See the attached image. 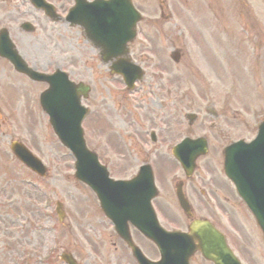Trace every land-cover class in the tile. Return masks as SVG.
<instances>
[{"label":"rangeland","instance_id":"rangeland-1","mask_svg":"<svg viewBox=\"0 0 264 264\" xmlns=\"http://www.w3.org/2000/svg\"><path fill=\"white\" fill-rule=\"evenodd\" d=\"M138 4L149 14L154 26V17H158L160 7L176 9L181 19L182 14L186 16L192 24L189 29L179 31L180 24L175 26L178 22L173 17L170 27L167 26L170 30L164 35L177 47L187 48L191 63L197 66L198 77L185 73L178 77L172 69H166L170 77L165 80L145 79L142 88L149 93L143 94L142 90L130 96L120 95L124 91L119 80L108 79L105 66L90 60V50L85 47L80 50L82 44L76 47V43L67 42L69 48L63 46L56 53L48 45L40 46L38 39H34V46L31 42L28 46L18 45V48L37 70L46 72L60 68L69 73L72 71L73 81L90 85L85 105L91 111L83 123L87 147L108 165L113 179L127 178L139 164L147 161L156 169V206L159 220L166 229L185 230L190 222L173 200L174 186L185 179L168 150L187 135L207 137L209 152L197 161L192 179L185 181L184 190L194 217L212 220L245 264H264L261 233L217 172L225 142L236 138L251 139L254 131H250V127L254 130L259 122L257 117L264 115V0H168L165 3L142 0ZM223 8L229 9L232 18L223 19L222 13L226 14ZM9 15L10 36L16 40L14 14ZM146 24V30L153 29L152 24ZM247 41L251 46L261 45L260 50H251ZM252 51L256 55L259 52L258 61L251 55ZM3 68L0 65L3 115L0 123V264H23L25 261L40 264L42 256L55 249V243H59L61 251L77 255L80 264L88 263L87 252L104 255L110 264L113 239L109 225L96 211L93 195L73 179L71 157L59 145L46 117L34 105L44 86L28 84L12 74L8 67ZM149 71L153 75L152 70ZM171 99L173 104H170ZM174 99L178 100L174 103ZM161 103L167 104L161 106ZM208 105H213L217 115L225 112L227 118L211 119L205 115L203 109ZM136 108L145 112L139 122L131 115L139 113ZM235 111L240 113L236 120L231 118ZM190 114L197 116L191 123L187 119ZM212 121L218 128L229 125L232 128L228 131L230 134L224 136L217 131L215 135L209 126ZM238 124L244 132L238 129V133L235 132L236 126L240 127ZM161 127L165 129L164 133L157 142L151 143L148 133ZM116 131L119 136L114 134ZM127 132L146 142L135 148ZM11 141L23 143L42 159L48 169L44 181L36 179L14 160L9 151ZM131 145L135 148L133 152ZM152 148L157 150L156 156L148 157ZM55 201L63 203L65 221L62 225L58 224L54 214ZM132 237L144 252L157 257L149 242L135 232ZM99 238L102 245H95L93 240ZM191 264L208 263L195 255Z\"/></svg>","mask_w":264,"mask_h":264},{"label":"water","instance_id":"water-1","mask_svg":"<svg viewBox=\"0 0 264 264\" xmlns=\"http://www.w3.org/2000/svg\"><path fill=\"white\" fill-rule=\"evenodd\" d=\"M30 77L35 80L42 79L41 76H37V75H31ZM55 78L56 77H53L52 79L54 80ZM66 88H67V93L66 95L63 94L62 96L65 103H67L73 97L74 94H75V98L78 99L81 94L84 95L88 91L87 87L74 86L71 84L69 86H66ZM55 89H56L55 85L52 84V90ZM54 96H56V93L52 92L50 98H53ZM53 102L46 100L45 102L42 103V106L45 108L50 107V105ZM48 113L51 117L56 113H58V111L53 110V111H49ZM54 129L56 133L59 135V137L62 139L63 143L72 150L73 154L77 159V164H76L77 173H80V178L82 180H86V177L90 173L86 170V165L83 163L84 159L87 157V154L83 147V143L79 137L78 140L76 139L77 135L80 134L78 130V121H72L71 127L66 124H62L60 122H55ZM137 182H139V180ZM92 183L98 184L99 182L96 180V181H92ZM126 190L127 192H129L128 188ZM125 191L123 189H118L115 192H125ZM117 199L118 197L114 196V201H116ZM110 204L111 202L105 199V206L109 207ZM181 206L185 211L187 210L183 203L181 204ZM256 211H257V218L261 223V226H264V211H262L261 209L260 211H258V207L256 208ZM146 218L147 217H145V220L148 223H151V219H146ZM147 236H149L150 238H157L156 239L157 242L158 240L160 242H164L166 240L170 242L171 245L170 252L160 249L162 254V259H164L162 264L164 263L175 264V262L170 258L172 257L184 258V256L186 255V251L184 250L182 243L179 241L182 238L178 239L177 237H170L171 235H167L164 233L147 234ZM181 236L184 237L182 240L187 245L189 251L188 254L186 255L185 260H187L188 256L195 249H199L204 258L213 261L215 264H237L230 251L225 247L221 237L208 224L195 222L189 227V234L181 235ZM194 241L198 243L196 246L194 245ZM176 264H178L177 261Z\"/></svg>","mask_w":264,"mask_h":264},{"label":"flooded vegetation","instance_id":"flooded-vegetation-1","mask_svg":"<svg viewBox=\"0 0 264 264\" xmlns=\"http://www.w3.org/2000/svg\"><path fill=\"white\" fill-rule=\"evenodd\" d=\"M47 4H50L53 8L50 9L52 12V19L47 18L44 13L40 10H37L33 5H31L29 0H14L1 2L0 1V25L5 22L11 21L8 17L9 13H13L15 21L21 18L26 19L32 26L29 31L28 28L19 27V31H15L17 39L14 40L11 36V41L17 48L18 45L28 46L31 42L33 44L34 39H38L40 46L45 47L48 45L51 50L54 49L56 53H59V46L62 41L68 42L70 37L68 32L70 30L69 19H66V16L70 10L75 6V0H44ZM87 3H91L93 0H85ZM3 11L1 12V10ZM25 20V21H26ZM26 21V22H27ZM15 23V22H14ZM156 27L157 25H153ZM1 28V27H0ZM10 33V32H9ZM24 35V36H23ZM28 36V37H27ZM36 37V38H32ZM159 37L157 31L143 30L141 38L138 41L136 46H139L137 49H134L136 46L130 47V55L136 56L138 59L142 60L143 54H150L153 52L155 46H160V41L158 42L156 38ZM18 41V42H17ZM166 43L173 45V41L169 40ZM32 47V46H31ZM35 49L34 47H32ZM144 62V61H143ZM116 254L114 259H110V264H125V257L120 248H115ZM146 257L147 254H144ZM94 264H105L102 260H99L98 263Z\"/></svg>","mask_w":264,"mask_h":264}]
</instances>
